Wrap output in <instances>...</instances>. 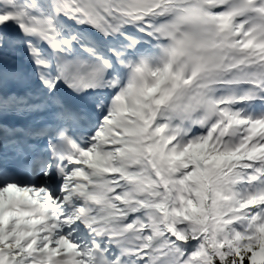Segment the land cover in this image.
Masks as SVG:
<instances>
[{
    "label": "snow or ice",
    "instance_id": "1",
    "mask_svg": "<svg viewBox=\"0 0 264 264\" xmlns=\"http://www.w3.org/2000/svg\"><path fill=\"white\" fill-rule=\"evenodd\" d=\"M0 264H264V0H0Z\"/></svg>",
    "mask_w": 264,
    "mask_h": 264
}]
</instances>
